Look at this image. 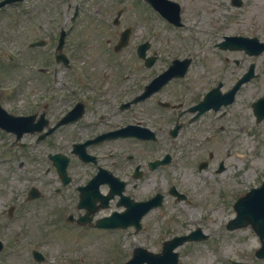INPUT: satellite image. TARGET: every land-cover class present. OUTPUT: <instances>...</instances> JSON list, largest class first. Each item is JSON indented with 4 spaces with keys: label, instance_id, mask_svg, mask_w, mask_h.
<instances>
[{
    "label": "flooded vegetation",
    "instance_id": "af4514ba",
    "mask_svg": "<svg viewBox=\"0 0 264 264\" xmlns=\"http://www.w3.org/2000/svg\"><path fill=\"white\" fill-rule=\"evenodd\" d=\"M190 19L189 14L182 15L181 26ZM232 24L238 29L234 36L259 42L235 44L232 50L216 44L225 54L219 51L215 59H208L205 50L197 48L200 44H185L178 51L173 44L155 39L157 33L153 38L157 43L150 46L146 58L136 52L134 58L113 60L111 65L105 60L69 58L64 68V62L51 58L50 52L44 59H24V115L34 116L33 123L44 130L60 124L44 141L34 139L44 151L50 150L48 159L56 153L69 157L67 185L76 209L79 188H87L88 193L92 183L96 186L92 193L96 189L103 196L116 194L121 188L118 178L127 205L122 206L115 195L94 220L101 214L126 213L131 207L128 221L154 225L159 208L150 206L158 202L160 193L155 191L156 178L169 185L166 173L194 161L199 174L211 169L210 176L216 179L227 169L226 161L239 158L238 128L248 121L243 115L257 126L264 124L258 122L264 112V10L253 17H238ZM35 64L46 71L40 73ZM92 140L98 142L88 145ZM57 142L63 145L56 146ZM87 154L95 160H84ZM202 162L208 163L204 171L199 170ZM42 189H48L46 184ZM97 204L102 205L99 199Z\"/></svg>",
    "mask_w": 264,
    "mask_h": 264
},
{
    "label": "rangeland",
    "instance_id": "374dc122",
    "mask_svg": "<svg viewBox=\"0 0 264 264\" xmlns=\"http://www.w3.org/2000/svg\"><path fill=\"white\" fill-rule=\"evenodd\" d=\"M193 1H197L194 10H192ZM252 1L250 6L233 11L228 0H189L188 14L193 21L190 26L196 23L197 18L198 25L205 29L204 34L197 36L204 42H213L219 38V34L238 30L232 24L234 19L239 16L253 17L264 10V0ZM69 3L78 4L82 11H86L79 20V28L74 32L82 44V50L79 49L80 58L94 61L100 57L108 59L110 57L107 52L111 53L110 49L114 43L109 44L110 49L109 47L105 49L101 45L102 37L108 36L113 39L117 31H122L133 21H138L142 25L143 34L151 25V21L141 13V3L138 0H65L63 7L65 11ZM57 5H59L58 0H30L31 9L28 10V15L12 18L11 14L18 10L16 7H7L0 14V37L10 43L3 45L0 51V54H3L0 55V59L5 64H8L9 56L21 58L16 53L20 52L19 49L23 48L27 41L41 37L37 24L46 27L57 26L55 13ZM120 10H122L120 17L122 21L114 24ZM197 14H202L204 19L201 20L196 16ZM19 20H21L20 25L16 23ZM213 32H217V35L214 36ZM1 38L0 43H2ZM159 39L162 43L169 39L175 47L178 43L189 42L187 39L180 41L166 29L162 30ZM123 55L124 52L118 54L116 58H121ZM205 58L215 59L216 54L207 49ZM14 76L11 69H8L7 74L0 68V92L9 91L16 79ZM21 94L22 92L18 95L19 98L22 97ZM242 118L248 121H244V127L239 125L238 128L239 150L240 153H247L246 161L240 158L227 161L228 169L215 181L211 176L199 174L193 167L194 161L185 162L182 169L177 170L175 178L170 177L173 183L180 181L192 198L190 196L189 202H177L167 197V218H163L151 231L152 235L159 236L160 242L152 243L155 251L161 249L162 240L187 234L199 227L210 238L206 242L186 244L178 249L184 264H230L228 259L247 264H264L255 261L254 253L259 248V241L249 228L232 232L226 229L227 222L235 216V212L229 206V199L222 200L219 190L220 187H227L228 191L232 192L231 196L237 194L241 196L264 180V124L256 127L253 126L248 115H243ZM4 135L0 133V232L2 233L0 237L7 240V248L0 254V264H109L111 259L121 258L119 252L123 251L125 246L128 251L137 245L148 248L149 234L146 231H143L141 236L119 238L127 233L123 231L108 233L90 228L64 230L59 227L60 223L44 221L46 217L53 219L55 212L48 206L41 208L38 203L32 205L35 208H20L18 219L6 225L4 223L8 218L6 211L12 204L11 192L23 193L29 184L25 167L21 166L24 153L18 152L19 149H12L9 136L4 137ZM218 148L222 150L223 146ZM10 149L13 153H10ZM50 174L46 178L50 183L46 184L48 193L57 186L56 176L54 173ZM163 182L164 180L161 183ZM162 189L166 190L167 186ZM222 194L225 196L227 193L222 192ZM34 250L42 252L46 258L44 263H37L33 259Z\"/></svg>",
    "mask_w": 264,
    "mask_h": 264
},
{
    "label": "water",
    "instance_id": "95a60500",
    "mask_svg": "<svg viewBox=\"0 0 264 264\" xmlns=\"http://www.w3.org/2000/svg\"><path fill=\"white\" fill-rule=\"evenodd\" d=\"M238 205V217L231 222L228 228L232 229L250 224L260 236L263 244L258 256L264 257V184L240 200Z\"/></svg>",
    "mask_w": 264,
    "mask_h": 264
}]
</instances>
